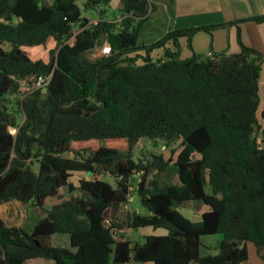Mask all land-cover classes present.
I'll list each match as a JSON object with an SVG mask.
<instances>
[{"label":"trees","instance_id":"obj_1","mask_svg":"<svg viewBox=\"0 0 264 264\" xmlns=\"http://www.w3.org/2000/svg\"><path fill=\"white\" fill-rule=\"evenodd\" d=\"M112 1L0 0V205L32 211L21 227L0 218V261L243 264L251 245L264 263L263 56L242 43L244 21L144 44L149 0H118L116 14ZM232 25L238 53L180 59V38ZM49 42L46 61L29 58L26 48ZM104 43L110 54L92 57ZM39 76L50 81L35 89ZM142 139L169 155L159 145L158 154L136 158ZM90 141L97 149H72ZM169 170L176 184L159 182ZM78 172L114 183L73 186ZM66 185L79 194L47 206ZM188 204L206 210L193 220L180 210ZM56 234L69 245L53 246ZM210 237L219 239L217 253L202 255Z\"/></svg>","mask_w":264,"mask_h":264},{"label":"crops","instance_id":"obj_2","mask_svg":"<svg viewBox=\"0 0 264 264\" xmlns=\"http://www.w3.org/2000/svg\"><path fill=\"white\" fill-rule=\"evenodd\" d=\"M153 15L156 16L154 19H152ZM259 16H264V0H150L149 13L145 21L147 24L144 23L142 26V37L158 30L156 25L158 20H161L159 22L163 25L161 31L155 36L159 38H152L150 43L144 42V44H152L173 31L244 21L238 24L242 43L246 47L259 52L264 57V33L260 34L259 31L264 27V23L260 25L253 21H246ZM236 31V26L232 25L227 28H218L211 34L198 31L189 40L186 37H182L178 40L179 57L184 60L198 55L208 56L211 53L225 52L228 55L236 54L239 52ZM187 46L188 49L186 48ZM99 53L98 51V55ZM262 65L259 79V92L261 96L264 95V68H262ZM25 212L27 213V211ZM14 215H17L16 211ZM0 218L6 225L13 226L8 224L1 216ZM27 222V217H22L19 227L26 225ZM15 226L18 227L17 225ZM210 238L212 245L205 243L206 246L217 248L219 243L218 237ZM215 243L217 244L215 245ZM250 246L247 245V263L264 264L256 257L254 248ZM202 250L205 252L202 253ZM209 250L206 247L201 249L202 255L209 253ZM250 250L254 255L253 262H250Z\"/></svg>","mask_w":264,"mask_h":264},{"label":"rangeland","instance_id":"obj_3","mask_svg":"<svg viewBox=\"0 0 264 264\" xmlns=\"http://www.w3.org/2000/svg\"><path fill=\"white\" fill-rule=\"evenodd\" d=\"M41 1H44L48 4H51L52 3V0H41ZM118 3V0H113L111 2V7L109 8L111 11H116V8H117V4ZM149 3H150V0H149ZM116 14V12H115ZM114 14V15H115ZM160 16V15H159ZM158 16V17H159ZM156 16L153 15L152 16V19H154ZM92 19V17H91ZM161 20H158L156 22V25H157V31L156 32H151L149 35H145V37H140V39L138 40V43H150L152 41V38H159V37H155L160 31H161V28H162V24L161 22H159ZM145 24H147V22H144ZM262 25V24H260ZM166 27V25H164ZM255 27H257L255 25ZM258 28V27H257ZM259 30V28H258ZM260 31V34L261 33H264V27L261 28ZM55 47V44L53 42H49L46 44L45 47H41V46H37V47H30V48H26V52L28 53L29 55V58L32 60V61H46L47 60V57H48V53L50 51H52ZM188 49V46L186 47ZM98 53L97 52H94L91 56L92 57H97ZM199 56V55H198ZM201 56V55H200ZM203 56V55H202ZM263 60H264V57H263ZM263 60H262V68H264V63H263ZM260 96H261V93H260ZM264 95L261 96V100L264 101ZM13 134L15 133V130H12L11 131ZM160 145V144H159ZM158 144L156 145V147H153L151 146L150 143H148L147 145H145V142H141L138 147H137V150L135 152V156L137 158H140V159H149V154L150 153H156L158 154V148L157 146H159ZM99 146V143L97 142H93V141H90V142H85V143H74L72 145V149L75 150V151H84V150H95L97 149V147ZM161 147V150H163V153H166V155H169V151L165 148H163L161 145L159 146ZM171 165V164H170ZM170 173L169 175L168 174H165V175H161L160 178H159V182H172L173 184H176L177 183V178L175 176H173L174 174L171 175V170H169ZM80 179H86V180H91V179H94V180H106L108 181L110 184L113 185V180L109 177H106L105 175L103 174H87V173H81V172H78V173H73L72 174V177L69 179V182L73 185V186H78V182ZM148 179L151 180V179H154V171H152L150 173V175L148 176ZM70 191H69V188L67 190V193H65L63 190L60 191L59 193V196L56 197V198H51L49 200H47L46 202V205L47 206H50L52 204H56L58 203L59 200H61L63 197L65 196H70ZM79 193L76 191V192H73L71 193V195H78ZM132 205H133V202H132ZM197 204H188L186 207L180 209L181 212L186 215L187 217H189L190 219H193V220H196L200 214L206 210V208L204 206L202 207H196ZM129 209V208H128ZM16 211V216L14 215V212ZM27 211V213L25 212ZM139 211V210H138ZM30 212H32L30 209L26 208L25 210V206L21 205L20 203L18 202H10V203H5V204H1L0 205V216L2 218H4L6 220V222L10 225H17L18 227L20 226V222H21V218L23 217H27V220L29 221L30 219ZM128 234L130 235L131 234V231H128ZM142 235V233L140 231H138L136 233V236H140ZM208 240H206V243H209L210 245H212V242L211 240H209L210 238H207ZM217 243H215L216 245ZM52 245L53 246H68L69 243H68V237L66 235H62V234H56L52 237ZM251 247V246H250ZM205 251L202 250V253H204ZM210 255H215L217 253L216 251V248L212 246V248L208 251ZM250 262H253L254 261V255L252 253V251L250 250ZM26 264H52L51 262L49 261H45V260H32V261H29L27 262ZM243 264H248L247 262L246 263H243Z\"/></svg>","mask_w":264,"mask_h":264},{"label":"built area","instance_id":"obj_4","mask_svg":"<svg viewBox=\"0 0 264 264\" xmlns=\"http://www.w3.org/2000/svg\"><path fill=\"white\" fill-rule=\"evenodd\" d=\"M73 39L74 38L72 37L70 39V41H68L67 43L71 45L72 42H73ZM99 52H100L99 55H104V56L109 55L110 54V46L107 43H104L102 45V47L100 48ZM208 56H210V55H208ZM49 81H50V76L47 77V78L46 77L39 76V77L36 78L33 87L35 89L45 88V86L49 83Z\"/></svg>","mask_w":264,"mask_h":264},{"label":"water","instance_id":"obj_5","mask_svg":"<svg viewBox=\"0 0 264 264\" xmlns=\"http://www.w3.org/2000/svg\"><path fill=\"white\" fill-rule=\"evenodd\" d=\"M55 113H57V111H53L52 113H51V115H50V120H49V123H50V121H51V117L53 116V114H55ZM72 115H78V116H88V114L89 113H71ZM47 127H49V124H48V126ZM143 140L144 139H142L141 140V142H143ZM41 147H42V150H43V154H44V156L46 155V153H47V150H48V147H49V142L47 141V140H45L44 142H42L41 143ZM43 156V157H44ZM40 170H41V164H40V168H39V172H40ZM68 185H66V186H64V188H63V191L65 192V193H67V190H68ZM21 231V230H20ZM130 231V230H129ZM25 235V238H26V240H28V241H31V237L29 236V235H26V234H24ZM244 246V242L240 245V247L242 248ZM0 264H4V260L2 259L1 261H0Z\"/></svg>","mask_w":264,"mask_h":264},{"label":"clouds","instance_id":"obj_6","mask_svg":"<svg viewBox=\"0 0 264 264\" xmlns=\"http://www.w3.org/2000/svg\"><path fill=\"white\" fill-rule=\"evenodd\" d=\"M120 19L118 18L116 21L118 22Z\"/></svg>","mask_w":264,"mask_h":264}]
</instances>
